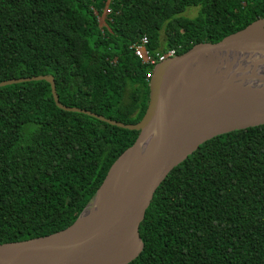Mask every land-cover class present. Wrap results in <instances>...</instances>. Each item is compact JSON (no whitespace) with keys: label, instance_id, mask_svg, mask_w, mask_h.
<instances>
[{"label":"trees","instance_id":"obj_1","mask_svg":"<svg viewBox=\"0 0 264 264\" xmlns=\"http://www.w3.org/2000/svg\"><path fill=\"white\" fill-rule=\"evenodd\" d=\"M0 0V81L51 74L59 101L136 123L152 64L264 17V0ZM187 7H198L192 17ZM138 130L54 103L49 82L0 86V244L73 224ZM128 264H264V123L213 136L167 174Z\"/></svg>","mask_w":264,"mask_h":264},{"label":"water","instance_id":"obj_2","mask_svg":"<svg viewBox=\"0 0 264 264\" xmlns=\"http://www.w3.org/2000/svg\"><path fill=\"white\" fill-rule=\"evenodd\" d=\"M264 54V17L216 42L200 41L151 67L148 102L136 123H124L59 101L51 74L10 78L0 86L45 80L57 107L138 130L132 145L111 164L77 220L58 232L0 244V264H128L144 249L140 224L167 174L197 147L218 134L264 123V63L230 71L242 52ZM153 143L132 174L109 196L102 188L113 168L147 137ZM92 212L78 226L87 209Z\"/></svg>","mask_w":264,"mask_h":264},{"label":"bare ground","instance_id":"obj_3","mask_svg":"<svg viewBox=\"0 0 264 264\" xmlns=\"http://www.w3.org/2000/svg\"><path fill=\"white\" fill-rule=\"evenodd\" d=\"M251 52L253 53L242 52L239 55V57H237L238 56L237 55L235 58H233L232 63L230 65V71H232L233 69L243 68L251 64H253L254 66H258L259 64L264 63V60H261V58H259L261 56L264 59V54L257 51H251ZM152 143H153L152 137L148 136L136 150L125 156L124 160L115 168H113L114 177L111 178L102 188L101 198H105L109 196L111 191H114L115 189L120 187L121 184L124 183V181L132 174V172L136 169V167L141 163V161L143 160V156L151 147ZM91 212H92L91 208L86 210V212L82 215L78 223V226L82 225L83 222L87 221Z\"/></svg>","mask_w":264,"mask_h":264},{"label":"built area","instance_id":"obj_4","mask_svg":"<svg viewBox=\"0 0 264 264\" xmlns=\"http://www.w3.org/2000/svg\"><path fill=\"white\" fill-rule=\"evenodd\" d=\"M108 2H109V0L107 1L106 6L104 7V9L102 11L103 17H102V20L99 21L101 25H104V19L110 11V9L108 8ZM102 14H101V16H102ZM147 43H148L147 36L142 35L139 37L137 42L132 43L130 45V48L133 49L134 54L145 63L153 65L158 61L164 60L170 56L175 55V50L173 48H169L166 51L161 52V53L155 52L154 55H152L151 53H149V51L146 48ZM150 72H151V70L146 75V79H148V80L150 78Z\"/></svg>","mask_w":264,"mask_h":264},{"label":"rangeland","instance_id":"obj_5","mask_svg":"<svg viewBox=\"0 0 264 264\" xmlns=\"http://www.w3.org/2000/svg\"><path fill=\"white\" fill-rule=\"evenodd\" d=\"M197 11H198V7H187L182 14L188 17H192L197 14ZM102 17H103V14L102 16L99 17V21L102 20ZM259 58H261V60H264L263 57L261 56Z\"/></svg>","mask_w":264,"mask_h":264}]
</instances>
